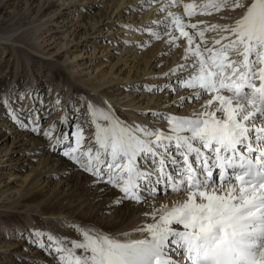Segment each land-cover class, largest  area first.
<instances>
[{
    "label": "snow or ice",
    "instance_id": "obj_1",
    "mask_svg": "<svg viewBox=\"0 0 264 264\" xmlns=\"http://www.w3.org/2000/svg\"><path fill=\"white\" fill-rule=\"evenodd\" d=\"M229 5L236 14L228 23L185 22ZM156 11L165 13L152 21L158 30L133 29L182 47V61L160 74L166 83L140 87L170 96L186 89L168 105L198 103L186 114L146 110L138 113L152 118L145 123L122 119L110 102L89 100L83 111L75 109L74 123L65 114L59 128L56 121L44 127L37 95L28 94L27 104L25 92L15 104L0 95V107L18 128L41 134L93 185L113 190V205L148 209L131 231L72 222L77 238L40 229H30L28 238L53 264H264V0H167ZM59 107L57 96L53 108ZM169 191L182 199L157 206V195Z\"/></svg>",
    "mask_w": 264,
    "mask_h": 264
},
{
    "label": "bare ground",
    "instance_id": "obj_2",
    "mask_svg": "<svg viewBox=\"0 0 264 264\" xmlns=\"http://www.w3.org/2000/svg\"><path fill=\"white\" fill-rule=\"evenodd\" d=\"M166 2L0 0V49L7 50L13 57L16 66L10 72L13 81L19 76L16 70L20 65H25L31 71L29 81L34 83L32 95L44 98L41 96L44 91L41 86L43 79L35 74L34 68L46 69L50 74L46 77H50L56 84V91L51 98L42 99L43 103L46 102L43 108L39 102L35 104V109L42 117V126L46 127L56 121L59 128V120L65 114L74 123L75 116L71 115L77 108L83 111L81 105L89 100L98 104L102 101L110 102L122 119L145 123L152 118L138 113L153 110L182 115L198 107V103H185L180 108L168 107L171 102L167 91L158 90L156 94V91L149 92L140 87L144 84L166 83L160 74L182 61V47L169 46L165 38L154 39L147 31L141 32L132 27L146 25L158 30L152 21L165 15L156 9ZM183 2L203 3L205 0ZM167 10L182 12V7ZM235 14L236 10L229 5L219 13L185 17V22L223 24L228 23L227 18ZM212 35L206 33L209 39ZM140 41L148 43L140 44ZM126 65L128 71L124 68ZM101 66H106V69H100ZM18 86L15 88L22 92L23 83ZM124 87H130L131 91L123 92ZM186 92V89L181 88L174 95L175 99ZM57 96H63V100L56 110L53 106ZM23 103L27 104V98ZM28 107L32 109L31 105ZM27 115L25 112L24 116ZM156 124L163 128L166 122L157 121ZM0 127L3 132V136L0 135V153L3 151L4 155L9 154L8 160L12 161L16 156L17 162L22 161L34 167L31 176L29 173L25 176V186L18 197L1 205L6 211L16 208L20 215H45L64 225L69 234L74 230L72 222L77 221L84 226H96L106 232L116 233L131 231L145 219L142 213L148 209L142 204L124 202L113 205L112 199L116 195L113 190L101 191L103 185H93L91 177L63 157L60 151H51L49 141L42 138L41 134L22 130L10 120L0 121ZM90 130L84 129L86 134ZM9 139L11 142L8 146ZM1 158L0 165L5 162ZM54 179L55 186L47 190L46 186L54 183ZM181 199V194L169 191L159 193L155 204L171 206ZM148 222H151L150 217ZM139 235L133 233L131 238H139Z\"/></svg>",
    "mask_w": 264,
    "mask_h": 264
},
{
    "label": "rangeland",
    "instance_id": "obj_3",
    "mask_svg": "<svg viewBox=\"0 0 264 264\" xmlns=\"http://www.w3.org/2000/svg\"><path fill=\"white\" fill-rule=\"evenodd\" d=\"M38 38V37H37ZM138 51V49H137ZM140 54V52L138 53ZM10 59V60H9ZM8 60L10 61L9 66ZM14 60L11 57V54H8V51H3L0 49V95L7 94L13 98V103H16L15 97L20 93L19 90L15 87L22 84L23 91L25 92V98L28 97V94L32 93V88L34 83L30 82L31 71L25 65H20L18 70L19 76L13 81V77L10 72L14 69ZM126 71L129 70L128 66L124 67ZM100 69H106V66H101ZM125 71V72H126ZM35 74L42 77L43 81L41 86L44 91L42 93V99L51 98L52 93H55L54 87L55 83L47 73L46 69L38 70L34 68ZM43 74L45 76H43ZM49 78V79H48ZM41 79V80H42ZM15 83L17 85H15ZM19 87V86H18ZM21 88V87H20ZM56 88V87H55ZM130 87L122 88L123 92L131 91ZM142 90V89H140ZM185 90V89H184ZM54 91V92H53ZM180 91L175 92L177 94ZM140 92V91H139ZM138 92V93H139ZM159 91H156V94ZM185 93V92H184ZM182 93L181 96L185 94ZM174 94V95H175ZM44 95V96H43ZM174 95H169L170 102L177 100ZM180 96V97H181ZM63 100V96H60V103ZM67 102V99H66ZM76 103V102H75ZM46 105V102L43 103ZM58 108H56L57 110ZM75 112V111H74ZM74 114L71 116L73 117ZM75 116V115H74ZM10 120L6 114V110L3 107H0V121ZM11 122V120H10ZM23 130V129H22ZM2 129L0 127V135H2ZM3 136V135H2ZM1 136V137H2ZM0 137V141H1ZM11 142V139L8 140V146ZM48 143V142H47ZM59 153V150L57 151ZM2 160H5L0 165V206L5 204L8 201H12L17 198L19 193L23 190L25 186V176L31 173L33 166L25 165L22 161H18L16 156L14 160H8L9 154L4 155L3 151L0 153ZM15 172L13 175H9ZM31 176V174H30ZM29 176V178H30ZM52 182L46 186L47 190H50L55 185ZM5 208L0 207V264H53L52 256L48 255L45 250H42L40 247L34 245L32 241L28 238V232L30 229H40L45 231H53L59 235L67 236L68 238H77L75 231L73 230L72 234L68 233V230L59 222L53 221L50 218H46L45 215H37L30 217L29 215L22 213L21 215L16 212L15 209H10L5 212ZM80 224L79 221H77ZM67 230V231H66ZM68 233V235H67ZM71 238V239H72ZM70 240V239H69Z\"/></svg>",
    "mask_w": 264,
    "mask_h": 264
}]
</instances>
